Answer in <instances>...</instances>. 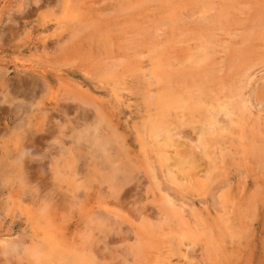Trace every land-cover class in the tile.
I'll return each mask as SVG.
<instances>
[{
	"label": "rangeland",
	"instance_id": "rangeland-1",
	"mask_svg": "<svg viewBox=\"0 0 264 264\" xmlns=\"http://www.w3.org/2000/svg\"><path fill=\"white\" fill-rule=\"evenodd\" d=\"M0 143V264H264V0H0Z\"/></svg>",
	"mask_w": 264,
	"mask_h": 264
},
{
	"label": "bare ground",
	"instance_id": "bare-ground-1",
	"mask_svg": "<svg viewBox=\"0 0 264 264\" xmlns=\"http://www.w3.org/2000/svg\"><path fill=\"white\" fill-rule=\"evenodd\" d=\"M199 61V60H198ZM161 64V63H160ZM44 77V76H43ZM172 82V81H171ZM28 85H30V84H28ZM33 86V85H32ZM27 87V86H26ZM29 87V86H28ZM30 89V91H34L33 89L34 88H29ZM43 90V89H42ZM41 90V91H42ZM190 92H192V91H190ZM176 93V92H175ZM179 94V93H178ZM186 95V94H185ZM189 95V94H188ZM187 95V96H188ZM80 96V95H79ZM170 96V95H169ZM173 96V95H172ZM176 96V95H175ZM190 96V95H189ZM197 96V95H196ZM162 97V96H161ZM171 97V96H170ZM178 97V96H177ZM159 98V97H158ZM163 98H164V96H163ZM190 98V97H189ZM193 98V97H192ZM74 99H75V97H74ZM78 99V98H77ZM167 99H168V97H167ZM30 100V99H29ZM179 100V99H178ZM176 101V100H175ZM182 101V100H181ZM84 102V101H83ZM173 102V101H172ZM20 103V102H19ZM22 103V102H21ZM34 103V98L32 99V100H30L29 102H26V103H24V105L26 106V108H24L26 111L25 112H27L28 110H27V106H31L32 107V104ZM78 103V102H77ZM80 103V102H79ZM171 103V102H170ZM183 103H185V102H183ZM222 104H223V102H221ZM189 104V103H188ZM241 104V103H240ZM82 105V104H81ZM172 105H174V104H172ZM177 105V104H176ZM218 105V104H217ZM224 105V104H223ZM19 106H21V105H19ZM171 106V105H170ZM175 106V105H174ZM174 106H172V107H174ZM178 106V105H177ZM177 106L175 107L176 109H177ZM186 106V105H185ZM189 106V105H188ZM219 106V105H218ZM222 106V105H221ZM226 106V108H228L227 107V104L225 105ZM29 107H28V109H29ZM179 107V106H178ZM212 107V106H211ZM240 107H241V105H240ZM66 108V107H65ZM75 108V107H74ZM79 108V107H78ZM77 108V109H78ZM82 108V107H81ZM214 108V107H213ZM213 108H211L212 110H213ZM233 108V107H232ZM242 108V107H241ZM68 109V108H67ZM70 109V108H69ZM76 109V110H77ZM80 109V108H79ZM88 109H89V107H88ZM179 109V108H178ZM230 109V108H229ZM64 110H66V109H64ZM86 109L85 108H82L81 109V111L79 112L78 111V116H76L75 118L76 119H74V121L72 122L73 123V125H67V126H64V122H62L63 123V125L62 126H58V128H52L51 126H48V121H46L45 122V124L44 125H46V128H45V133L44 134H42V135H40V137H39V143L42 145V144H46V143H43V141H44V139L45 138H52L53 140H54V144L56 145V143H57V145L58 144H61V146H63V147H61V149H60V153H62V151H63V153L65 152L66 154H67V152H71L72 151V153L74 154L73 155V157L77 160V163H79V161L81 162V161H84L83 160V155L84 156H86V155H88L89 154V156H88V159H89V161H92L93 159L94 160H101L102 158H100L99 159V157H100V155H98L101 151L103 152V154L105 153V152H108V154H110V155H107V157L105 158L104 157V159H102L101 160V162H98V163H104L103 161H105V163H107V165H110V164H112L113 162H114V158L112 157V154L114 153H116V152H114V150H116V148H117V150H119L120 149V147H123V138H121L120 137V135H117L116 133V135H113L111 138L109 137L108 138V136H106L104 133L105 132H103V130L104 129H102V127H103V121H104V117H102V116H100V115H98V118L96 119V122L95 123H93V126L92 127H90L92 124H90V125H88L87 123H86V121L85 120H87L86 118V116H87V111H85ZM192 110V109H191ZM217 109H215L214 111H216ZM222 110V109H221ZM221 110L219 111V112H221ZM224 110V109H223ZM223 110H222V112H223ZM61 111V110H60ZM208 111V110H207ZM209 111H211V110H209ZM231 111V110H230ZM32 112V111H31ZM30 112V113H31ZM66 112L67 111H65V115H66ZM76 112V111H75ZM212 112V111H211ZM221 112V113H222ZM209 113V112H208ZM221 113H219L220 114V116H221ZM224 113H225V110H224ZM228 113H229V110H228V112H227V115H228ZM232 113V112H231ZM230 113V114H231ZM25 114H27V113H25ZM64 114V113H63ZM68 114V113H67ZM76 114V113H75ZM105 114V113H104ZM210 114H212V113H210ZM218 114V113H217ZM233 114H235V113H233ZM60 115H62V114H60ZM95 116V115H94ZM212 116V115H211ZM216 116V115H215ZM53 117V116H52ZM77 117H79V119L77 118ZM209 117V116H208ZM219 117V116H218ZM218 117H215V119L217 118L218 120H219V118ZM45 118V117H44ZM67 118V117H66ZM93 118V117H92ZM96 118V117H95ZM165 118V117H164ZM207 118V117H206ZM231 118V117H230ZM50 119V118H49ZM71 119V118H70ZM45 120V119H44ZM79 120H82V122H80ZM161 121L163 120L162 118L160 119ZM205 120V119H204ZM207 120V119H206ZM210 120H212V119H210ZM232 120V119H231ZM175 121V120H174ZM203 121V120H202ZM221 121V120H220ZM229 121V120H228ZM228 121H227V123H228ZM53 122V121H52ZM88 122V121H87ZM163 122V121H162ZM213 122H214V118H213ZM219 122V121H218ZM54 123V122H53ZM66 123H67V121H66ZM71 123V122H70ZM107 123V122H106ZM210 123V122H209ZM217 123V122H216ZM216 123H214V124H216ZM24 124H25V121L23 120L22 122H20V120H19V122H18V124L16 125V128L17 129H22V126H24ZM81 124H84V125H88V127H82V129H80V126H81ZM158 124V123H157ZM156 124V125H157ZM220 124V122L218 123V124H216V125H219ZM222 124V126H224V123H221ZM231 124V123H230ZM43 125V124H42ZM61 125V124H60ZM155 125V126H156ZM160 125V124H159ZM204 125H206V124H203V126ZM165 126V125H164ZM210 126V125H209ZM212 126V125H211ZM211 126H210V128H211ZM229 126H231V125H229ZM41 127V126H40ZM154 127V126H153ZM176 127V126H175ZM219 127H221V126H219ZM224 127H226V129L228 128L227 127V125L226 126H224ZM70 128V129H69ZM215 128V127H214ZM213 127L211 128V132H213L212 131V129H214ZM69 130L70 131V134H68L67 133V130ZM158 129H162V128H157V130ZM177 129H178V127H177ZM202 129V128H201ZM221 129V128H220ZM223 129V128H222ZM230 129V128H229ZM228 129V130H229ZM44 130V129H43ZM156 130V131H157ZM228 130H225L226 132L228 131ZM169 131H170V129H169ZM55 132H57L58 133V135L56 136L55 135ZM177 132V130L175 131V134H177L176 133ZM210 132V131H209ZM217 132V131H216ZM218 132H219V130H218ZM217 132V133H218ZM109 133V132H108ZM171 133V132H170ZM206 133V132H205ZM225 133V132H224ZM161 134V133H160ZM165 134H167V133H165ZM162 135V134H161ZM160 135V136H161ZM171 135H172V133H171ZM180 135H181V132H180ZM201 135H202V133H201ZM217 135V134H216ZM219 135H220V133H219ZM111 136V135H110ZM159 136V135H158ZM178 136H179V132H178ZM182 136V135H181ZM213 136V135H212ZM68 137V139H69V137H70V139L72 138V142H71V144H75V146L78 148L76 151H73V149H72V147H70L69 146V148H67L65 145H63V143H64V139L65 138H67ZM164 137V136H163ZM202 137V136H201ZM172 138H173V136H172ZM179 138V137H178ZM56 140V141H55ZM158 140V139H157ZM159 140H162L161 138H159ZM173 140V139H172ZM177 140V139H176ZM180 140H182V139H180ZM179 140V141H180ZM209 139H207V141H208ZM206 141V142H207ZM53 142V141H52ZM163 142L164 143H167L168 144V146H171V147H173V148H175L174 150H176V145H175V142L174 143H172V142H170V140H169V138L168 137H164V139H163ZM204 142V141H203ZM69 143V142H68ZM122 143V144H121ZM160 143V142H159ZM162 143V142H161ZM197 143V142H196ZM1 144V143H0ZM177 144V143H176ZM178 144H179V142H178ZM182 144V143H181ZM180 144V145H181ZM184 144V143H183ZM182 144V145H183ZM202 144V143H201ZM55 145H53L52 143H51V145H49V146H47V152L51 155V153H53V152H56L55 150H56V146ZM86 145V147L88 146V152L86 151V153H84L82 150H83V146H85ZM157 145H160V144H157ZM37 146V145H36ZM64 146L67 148H64ZM118 146H120L119 148H118ZM163 146V145H162ZM176 146V147H175ZM184 146H186L187 147V145H184ZM74 147V146H73ZM126 147V146H125ZM158 148H159V146H157ZM164 147V146H163ZM170 147V148H171ZM183 147V146H182ZM204 147H206V146H204ZM203 147V148H204ZM41 148V147H40ZM44 148V147H43ZM65 149V151H64V149ZM75 148V147H74ZM180 148H181V146H180ZM208 148V147H207ZM85 149V148H84ZM122 149V148H121ZM120 149V150H121ZM126 149V148H125ZM124 149V150H125ZM160 149V148H159ZM167 149H168V147H167ZM198 149V148H197ZM54 150V151H53ZM120 150H119V152H120ZM165 150V149H164ZM169 150H172V149H169ZM159 151H161V150H159ZM166 151V150H165ZM46 152V151H45ZM59 152H57V153H59ZM113 152V153H112ZM127 152V151H126ZM175 152V151H174ZM195 152V151H194ZM199 152H201V151H199ZM210 152V151H209ZM9 153V152H8ZM7 152H6V154H8ZM88 153V154H87ZM164 153V152H163ZM165 153H167V152H165ZM171 153V152H170ZM195 153H197V152H195ZM207 153H208V151H207ZM5 154V153H4ZM102 154V155H103ZM106 154V153H105ZM174 154V153H173ZM172 154V155H173ZM175 154H177V153H175ZM174 154V155H175ZM180 154V153H179ZM189 154H191V153H189ZM201 154H202V152H201ZM191 155H193L192 157H194V154H191ZM199 155V154H198ZM10 156V155H9ZM9 156H8V158H9ZM16 156V155H15ZM44 156V155H43ZM56 156V155H55ZM175 156H177V155H175ZM195 156H196V154H195ZM206 156H208V154L206 155ZM7 157V156H6ZM18 157V156H17ZM16 157V158H17ZM125 157V156H124ZM162 157H166V155L165 154H163L162 155ZM172 157V156H171ZM181 157H182V155H181ZM187 157V156H186ZM190 157V155H188V157H187V159ZM197 157V156H196ZM195 157V158H196ZM209 158H211L210 157V155L208 156ZM84 158H86V157H84ZM98 158V159H97ZM159 158V157H158ZM167 158V157H166ZM180 158V157H179ZM184 158V157H183ZM202 158V157H201ZM200 158V159H201ZM19 159V158H18ZM106 159V160H105ZM116 159H117V157H116ZM128 160H129V158H127ZM178 158H176V160H177ZM197 159V158H196ZM127 160V161H128ZM159 160V159H158ZM168 160V159H167ZM175 160V159H174ZM189 160V159H188ZM211 160V159H210ZM6 161H8V160H6ZM4 162L5 164H3V165H5L6 166V164H7V162ZM39 161V160H38ZM107 161V162H106ZM124 161V160H123ZM166 161V160H165ZM171 161V160H170ZM200 161V160H199ZM17 162V161H16ZM86 162H87V160H86ZM86 162H81V164L82 163H86ZM97 161H95V163H96ZM125 162V161H124ZM159 162H162V160H161V158H160V161ZM174 162H176V161H174ZM180 161H178L177 160V162L174 164L175 166H176V168H177V171H176V173H179L180 174V172L183 170L182 169V166H180V165H183L184 163L183 162H181V164L179 163ZM185 162V161H184ZM189 161H187V163H188ZM10 163V162H9ZM40 163H42V162H40ZM39 163V164H40ZM57 163H59V161L57 162ZM60 163H61V161H60ZM163 163V162H162ZM171 163H172V161H171ZM190 163V162H189ZM193 163H194V161H193ZM195 163H197V164H199V162H196L195 161ZM80 164V163H79ZM80 164V165H81ZM89 164H90V162H89ZM114 164V163H113ZM130 164V163H129ZM165 164V163H164ZM164 164H162V165H164ZM17 165H19V163L17 164ZM79 165V166H80ZM94 165V164H93ZM105 165V164H104ZM103 165V166H104ZM173 165V164H172ZM171 165V166H172ZM8 166H10V168H8V170H7V167L5 168V169H3V172L5 171V172H9V173H11L12 171H14V169H13V166L14 165H12L11 163L10 164H8ZM21 166H23V165H21ZM84 165H82V167H83ZM98 166V165H97ZM115 166V165H114ZM166 166L168 167V164L166 163ZM171 166H169L168 168H170ZM185 167H186V165H184ZM193 165H191V167H192ZM18 167V166H17ZM109 167V166H108ZM128 167V166H127ZM178 167H181V168H178ZM185 167H184V169H185ZM200 167V166H199ZM66 168H68L69 169V166L67 167L66 166ZM76 168V167H75ZM78 168V167H77ZM84 168V167H83ZM97 168H99V167H97ZM103 168H106V167H103ZM125 168H126V166H125ZM211 168V167H210ZM59 169V168H58ZM68 169H66L67 170V172H68ZM80 169V168H79ZM101 169V168H100ZM116 169H117V167H116ZM116 169H114L113 171H111V174H110V178L111 177H113L112 175H114V173L116 174ZM129 169V168H128ZM127 169V170H128ZM174 169V168H173ZM57 170V169H56ZM56 170H55V172H53V173H56ZM63 170V169H62ZM61 170V171H62ZM83 170V169H82ZM103 170V169H102ZM108 170H110V169H108ZM122 170H123V168H122ZM171 170V169H170ZM21 171H25V170H22L21 169ZM78 171V170H77ZM105 171V170H104ZM119 171V170H118ZM124 171V170H123ZM211 171V170H210ZM84 172H85V170H84ZM106 172V171H105ZM121 172V171H120ZM171 172V171H170ZM82 173V172H81ZM94 173H96V172H94ZM119 173V172H118ZM4 174V173H3ZM2 174V175H3ZM88 174V173H87ZM93 174V173H92ZM122 174V173H121ZM182 174V173H181ZM13 175V174H12ZM23 175V174H22ZM75 175H76V173H75ZM117 175V174H116ZM115 175V176H116ZM168 175V174H167ZM170 175V174H169ZM168 175V176H169ZM184 175V174H183ZM4 176H5V174H4ZM8 175L6 174V177H7ZM19 176V175H18ZM59 176V175H58ZM95 176V175H94ZM106 176V175H105ZM13 177H14V175H13ZM19 177H21V176H19ZM24 177V176H23ZM117 177V176H116ZM170 177V176H169ZM174 176L172 175V177H170V180L173 178ZM186 177V176H185ZM7 178H9V177H7ZM107 178V177H106ZM109 178V179H110ZM168 178V177H167ZM174 178H177L178 179V177H174ZM188 177H186V179H187ZM20 179V178H19ZM184 179V177L182 178V180ZM189 179V178H188ZM187 179V180H188ZM4 180V179H3ZM2 180V181H3ZM6 180V179H5ZM102 180V179H101ZM168 180H169V178H168ZM173 180V179H172ZM171 180V181H172ZM181 180V179H180ZM11 181V180H10ZM33 181V180H32ZM42 181V180H41ZM104 180H102V182H103ZM109 181V180H108ZM174 181V180H173ZM177 181H179V180H177ZM190 181V180H189ZM4 182V181H3ZM44 182V181H43ZM122 182V181H121ZM180 182V181H179ZM206 182H208V181H206ZM14 183V182H13ZM87 183V182H86ZM85 183V184H86ZM124 183V182H123ZM123 183H122V185H123ZM172 183V182H171ZM174 183L175 184H177L175 181H174ZM184 183V182H183ZM201 183V182H200ZM62 184V183H61ZM84 184V185H85ZM180 184V183H179ZM208 184H209V182H208ZM40 185V184H39ZM122 185H119V186H122ZM60 186V185H59ZM162 188V187H161ZM111 189V188H110ZM113 189V188H112ZM35 190V189H34ZM114 190V189H113ZM116 190V189H115ZM115 190H114V192H115ZM49 191H50V189H49ZM56 191V190H55ZM32 192V191H31ZM42 193V192H41ZM118 193V192H117ZM116 193V194H117ZM27 194H29V193H27ZM113 194V193H112ZM48 195V194H47ZM50 195V194H49ZM36 196V195H35ZM121 196V195H120ZM47 197V196H46ZM50 197V196H49ZM122 197V196H121ZM51 198V197H50ZM60 198V197H59ZM168 199L170 200L171 198L170 197H168ZM168 200V201H169ZM166 201V200H165ZM171 202H173V201H171ZM167 203V202H166ZM169 203H170V201H169ZM46 205H49V204H46ZM46 208V207H45ZM142 208H143V206H142ZM12 245V244H11ZM94 245H96V242H95V244ZM90 246V245H89ZM4 247V246H3ZM31 250V249H30ZM92 259V258H91ZM82 264V263H81Z\"/></svg>",
	"mask_w": 264,
	"mask_h": 264
}]
</instances>
